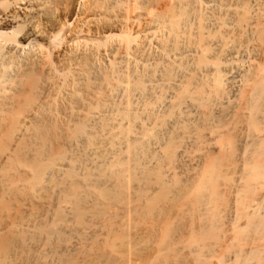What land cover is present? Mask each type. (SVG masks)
I'll return each instance as SVG.
<instances>
[{
	"label": "bare ground",
	"instance_id": "bare-ground-1",
	"mask_svg": "<svg viewBox=\"0 0 264 264\" xmlns=\"http://www.w3.org/2000/svg\"><path fill=\"white\" fill-rule=\"evenodd\" d=\"M0 264H264V0H0Z\"/></svg>",
	"mask_w": 264,
	"mask_h": 264
}]
</instances>
